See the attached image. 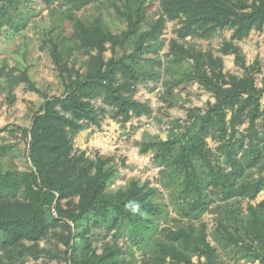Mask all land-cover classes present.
Masks as SVG:
<instances>
[{
	"label": "trees",
	"instance_id": "16d2710c",
	"mask_svg": "<svg viewBox=\"0 0 264 264\" xmlns=\"http://www.w3.org/2000/svg\"><path fill=\"white\" fill-rule=\"evenodd\" d=\"M36 2L49 9L42 48L63 93L50 95L39 87L23 60L0 66L10 106L21 84L42 100L26 102L32 123L19 127L31 168L0 171V264L60 259L61 244L68 264H136L138 249L142 264H217L218 251L202 219L206 212L217 215L214 240L238 252L237 261L264 264V201L251 203L264 192V84L259 87L256 77L262 67L258 59L248 65L238 45L264 30V0H0V34L14 15L17 27L24 26L22 9ZM105 11L115 23L106 21ZM167 22L179 24L168 43L175 64L167 68L172 75L167 95L199 85L215 99L205 111L190 113L185 132L142 143L143 153L156 149L157 158L182 177L173 226L158 220L163 212L158 188L134 180L127 189L109 191L114 157L93 159L74 141L81 131L101 126L108 110L97 107L99 99L123 123L152 114L136 94L142 82L162 76L137 66L157 62L150 55H158L164 44L159 29ZM67 24L74 31L70 35ZM224 30L232 36L220 53L235 55L242 77L225 72L223 57L194 41L211 40ZM209 137L220 142L218 151L210 148ZM244 202L247 218L240 217ZM57 223L60 230L53 229ZM42 241H55L56 250L42 247Z\"/></svg>",
	"mask_w": 264,
	"mask_h": 264
},
{
	"label": "rangeland",
	"instance_id": "374dc122",
	"mask_svg": "<svg viewBox=\"0 0 264 264\" xmlns=\"http://www.w3.org/2000/svg\"><path fill=\"white\" fill-rule=\"evenodd\" d=\"M22 10L27 13V18L23 21L25 22L24 26L17 27L20 21L17 15H14V20L12 19L14 23L7 22L6 30L0 34V66L7 64L15 67L19 61L23 60L30 67V73L39 87L44 88L50 95H60L63 93L61 82L54 70L48 50L42 48L41 33L44 25L50 24L49 9L44 3L36 2L30 10L28 8ZM3 16L0 12V21L3 20ZM104 17L110 24L116 22L114 16L106 13V11ZM65 28L68 35L74 32L70 24H67ZM177 28H179V24L175 22L163 24L159 31L162 33L161 38L165 40L164 44L160 47L158 55H154L153 52L150 55L156 56L157 62L144 63V65L141 63L137 66L139 71L157 72L162 76L160 80L142 82L136 94L137 100L150 104L153 109L152 114L133 118L130 122L123 123L120 118L117 119L114 116L113 108L104 105L103 101L99 99L96 101L97 107L105 106L104 108L108 110L102 119L101 126L85 129L74 139L76 148L86 151L93 159L114 157L113 165L116 172L109 186V191L116 192L119 189H127L134 180L141 184L149 182L150 187L158 188L160 193L156 196V200L163 209L158 220L162 226H173L172 218L178 217L175 210L177 207L176 195L180 191L182 177L178 173H173L174 168L172 166L157 158L156 149L143 153L141 151L142 143L153 139L167 141L171 133L185 132L189 125L190 113L203 112L208 108L210 102H215L212 95L199 85L188 87V90L185 91L178 90L175 97L167 95L168 88L165 83L172 78L167 68L175 64V59L169 56L168 43L170 39L177 37ZM79 34L81 35V33ZM231 36L232 30H224L211 40L195 39L194 41L198 48L204 51H212L216 56H222L225 72L242 77L244 71L235 64V55L223 56L220 53L222 44L225 40H230ZM77 39L82 44L80 36H77ZM188 40L193 41L191 38ZM85 42L84 40L83 46ZM238 45L241 47L248 65L257 59L260 61L262 73L257 74L256 77L257 85L263 87L264 30L262 32L253 31L248 38L238 42ZM110 57L111 52H106L105 58L109 59ZM13 94L16 96V101L10 106L8 91L5 86H0V128L2 129L0 133V171L2 172L8 170L29 171L31 168L27 157V140L19 127L27 128L32 123V111L26 102L31 101L38 104L42 101L39 94L29 91L26 84L17 87ZM262 102L264 104V99ZM247 127L248 124H245L239 129L244 132ZM207 141L210 148L218 151L219 141L212 137L207 138ZM253 176L257 177L258 173L254 172ZM262 201H264V192L251 203L257 206ZM246 204L247 202L243 204V211L240 216L242 218L250 217ZM216 218L217 215L210 212H206L202 217L208 224L209 240L218 251L217 264H258L247 260L237 261L238 252L230 246L221 245L214 240L212 233L217 226ZM55 227L53 229H61L58 223ZM122 238L124 237L122 236ZM54 240L56 241V239ZM122 241L124 242V240ZM52 243L42 241L41 246L56 250L52 247ZM65 247L64 244L58 247L61 249L60 259L41 258L39 263L68 264L64 258L63 250ZM143 256L144 253L141 249L136 250L135 257L138 259L136 264H142ZM193 259L197 261L198 257L195 255ZM34 263V259L30 258L25 264Z\"/></svg>",
	"mask_w": 264,
	"mask_h": 264
}]
</instances>
